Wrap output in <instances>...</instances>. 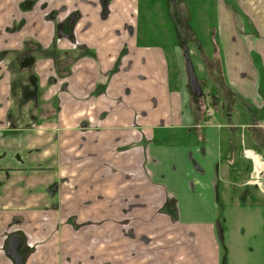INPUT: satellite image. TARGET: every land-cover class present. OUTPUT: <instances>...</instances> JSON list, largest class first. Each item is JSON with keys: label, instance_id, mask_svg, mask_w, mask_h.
<instances>
[{"label": "crops", "instance_id": "0c3cea01", "mask_svg": "<svg viewBox=\"0 0 264 264\" xmlns=\"http://www.w3.org/2000/svg\"><path fill=\"white\" fill-rule=\"evenodd\" d=\"M22 1L0 0V245L22 229L25 264H221V224L232 264H264L244 247L264 216L244 154L264 157V0H229L254 18L241 34L215 0L210 67L193 62L205 121L180 65L139 39L138 0Z\"/></svg>", "mask_w": 264, "mask_h": 264}, {"label": "rangeland", "instance_id": "374dc122", "mask_svg": "<svg viewBox=\"0 0 264 264\" xmlns=\"http://www.w3.org/2000/svg\"><path fill=\"white\" fill-rule=\"evenodd\" d=\"M177 5L183 6V8H171V4L165 0H138L137 3V31L139 33V39L146 42H155L162 44L168 52L169 59L173 58V62L180 65L182 69V76L186 79L185 73V60L183 54V46H187L190 51L192 61L196 64L197 68L204 72L210 67L207 60V52L210 41L209 37L215 36V30L212 28L217 25L219 15L217 14V8H215V0H178ZM231 8H226V16L231 17L237 26L238 32L241 34L246 31V23L253 22V16H249L245 12H248L246 8H238L233 2L229 0H223ZM187 23V24H185ZM191 27V28H190ZM180 33V35L178 34ZM191 34H195L196 39L192 38ZM197 34L199 35L197 37ZM257 68L261 72V79H264V68L257 63ZM195 71L198 79H202V72ZM173 71V70H172ZM181 72V71H180ZM173 76V73L171 77ZM204 90V87H203ZM206 98V97H205ZM204 102V99H203ZM210 102V97H209ZM205 100L207 108L213 110V114L218 116V110L214 109V105ZM246 128V127H245ZM248 138L247 132L245 133ZM244 140V139H243ZM250 147L254 150H259L251 141L245 139L243 142V148ZM261 155V154H260ZM251 168L252 163L251 160ZM248 179V178H247ZM250 179V178H249ZM249 181V180H248ZM248 197L245 200V207L250 208V211L258 215L260 206H262L258 198H263L262 193L251 184ZM220 209V208H219ZM255 214L251 218L255 217ZM264 216L261 219L255 220L254 228H258L255 232H251L244 239V247L247 250L249 261L259 262L264 260ZM224 236L227 238V227H224ZM244 256L246 251L243 249ZM229 263L232 262L229 259ZM243 261L241 262V264Z\"/></svg>", "mask_w": 264, "mask_h": 264}, {"label": "flooded vegetation", "instance_id": "af4514ba", "mask_svg": "<svg viewBox=\"0 0 264 264\" xmlns=\"http://www.w3.org/2000/svg\"><path fill=\"white\" fill-rule=\"evenodd\" d=\"M165 1L171 4V8H183V6L177 5V3H179L178 0H165ZM31 5H33V2H31L30 0H24V1L20 2V7L21 8H27V7L30 8ZM42 7H44V6H42ZM103 10H104V8H103ZM76 18H77L76 13L75 12H72L67 17L66 24H68L69 26H72L75 23ZM185 24H187V23H185ZM178 34L180 35V33H178ZM191 35H192V38L193 39H196L195 34H191ZM71 36H72L71 41H72V44H73L72 46L73 47L74 46H77V45L78 46L81 45L80 43H78V42L76 43L75 42V39L73 38L74 37V34L73 33H72ZM183 48H184V46H183ZM183 48H182V50H183ZM182 52H183L182 55L184 56V50ZM188 52H189V55H190L189 48H188ZM190 58H191V56H190ZM184 59H185V56H184ZM192 63H193V61H192ZM193 66H194V64H193ZM194 69H195V67H194ZM185 73H186V69H185ZM223 231H224L223 227L221 226V224H219V226H218V235H219V238H220L219 240H220V244H221V256H222V252H223L224 245H226V247H227L226 238L224 236V232ZM11 236H17L19 238V240L21 241V246L19 248V253L20 254H21L20 249H23L25 247V245L27 246V244L29 242L35 243V245L32 248L29 249V251H28L29 253H26L24 255L21 254L23 256V262H22V264H25L26 257L29 256V254H31V251L30 250L31 249L33 250V249L36 248L37 241L36 240H32L29 237L30 235L27 232H25L24 230H22V229H16L15 232H14V235H11ZM8 242H9V240H8ZM8 242H4L2 245H0V253L7 254L8 259H9V264H15L14 260L7 253ZM227 253H228V247H227Z\"/></svg>", "mask_w": 264, "mask_h": 264}, {"label": "water", "instance_id": "95a60500", "mask_svg": "<svg viewBox=\"0 0 264 264\" xmlns=\"http://www.w3.org/2000/svg\"><path fill=\"white\" fill-rule=\"evenodd\" d=\"M184 56H185V69L186 75L188 78V86L190 88L191 93L195 97L202 96V88L198 82V78L190 58L187 46H184ZM264 187V182H263ZM21 246V241L17 236H11L7 246L8 255L14 260L15 264H22L23 256L19 253V248Z\"/></svg>", "mask_w": 264, "mask_h": 264}, {"label": "built area", "instance_id": "2783aa9c", "mask_svg": "<svg viewBox=\"0 0 264 264\" xmlns=\"http://www.w3.org/2000/svg\"><path fill=\"white\" fill-rule=\"evenodd\" d=\"M206 115L209 116L211 115V110L209 108L206 109ZM249 152V153H248ZM245 156L251 160L252 163V171L249 176V182L252 184H256L261 191L264 192V187H263V182H264V157H262L259 154H253L249 150L245 151ZM254 156H257V160H260V165L256 163V159ZM35 245V243L29 242L27 246L29 248H32Z\"/></svg>", "mask_w": 264, "mask_h": 264}, {"label": "trees", "instance_id": "16d2710c", "mask_svg": "<svg viewBox=\"0 0 264 264\" xmlns=\"http://www.w3.org/2000/svg\"><path fill=\"white\" fill-rule=\"evenodd\" d=\"M185 60V59H184ZM194 97V95H192ZM197 101L192 104L193 109L195 110L196 116L200 121L207 120L206 115V103L203 102V97H196ZM224 245V244H223ZM24 249V248H23ZM20 249L22 255L25 254L24 250ZM221 264H230L228 259L227 247L224 245L222 256H221Z\"/></svg>", "mask_w": 264, "mask_h": 264}, {"label": "bare ground", "instance_id": "6f19581e", "mask_svg": "<svg viewBox=\"0 0 264 264\" xmlns=\"http://www.w3.org/2000/svg\"><path fill=\"white\" fill-rule=\"evenodd\" d=\"M257 154V153H256ZM254 158L256 159V163L258 164V165H260V160H257V156H254Z\"/></svg>", "mask_w": 264, "mask_h": 264}]
</instances>
